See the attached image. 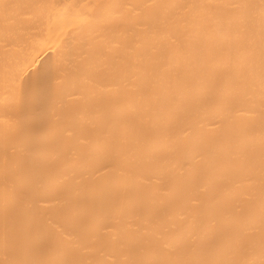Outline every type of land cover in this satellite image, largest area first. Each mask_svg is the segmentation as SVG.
Here are the masks:
<instances>
[{"label": "bare ground", "instance_id": "6f19581e", "mask_svg": "<svg viewBox=\"0 0 264 264\" xmlns=\"http://www.w3.org/2000/svg\"><path fill=\"white\" fill-rule=\"evenodd\" d=\"M0 264H264V0H0Z\"/></svg>", "mask_w": 264, "mask_h": 264}]
</instances>
